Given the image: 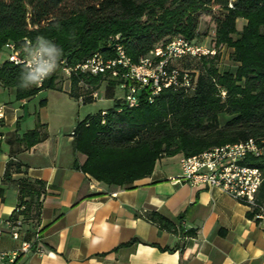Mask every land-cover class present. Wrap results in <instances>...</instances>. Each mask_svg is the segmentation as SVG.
<instances>
[{
    "label": "trees",
    "instance_id": "1",
    "mask_svg": "<svg viewBox=\"0 0 264 264\" xmlns=\"http://www.w3.org/2000/svg\"><path fill=\"white\" fill-rule=\"evenodd\" d=\"M214 7L220 11L211 47L215 53H186L170 63V67L188 72L192 87L162 88L152 102L141 98L133 107L118 98L105 113L86 114L73 129V148L85 155L78 167L98 181L131 188L134 181L149 175L163 156H189L248 138L259 144L264 141V0H0V50L8 41L24 44L25 39L34 42L43 35L63 48L61 60L67 67L94 54L103 61L116 59L117 46L136 63L177 37L197 43L198 14ZM238 19L244 21L241 28ZM73 31L74 39L70 38ZM222 46L231 49L230 57L237 63L234 71L218 66ZM22 67L7 61L0 65V82L14 88L16 99L43 89H62L55 83V74L39 87L20 89ZM107 77L71 72L67 93L77 100L85 94L81 102L90 101L86 86L96 88L104 79L103 94L113 98L117 79ZM44 101L41 99L40 105ZM220 114L228 116L223 123ZM41 126L37 122L20 137L9 138L14 144L11 152L43 140L46 133ZM247 162L262 173L255 203L264 206V155H249ZM21 166L18 160H8L4 180H10L11 172H24ZM15 183L16 207L22 208H15L11 218L22 215L31 230L39 216L45 183L27 176ZM256 210L253 207L248 215L253 217ZM144 216L167 231H175L174 222L157 211Z\"/></svg>",
    "mask_w": 264,
    "mask_h": 264
},
{
    "label": "crops",
    "instance_id": "2",
    "mask_svg": "<svg viewBox=\"0 0 264 264\" xmlns=\"http://www.w3.org/2000/svg\"><path fill=\"white\" fill-rule=\"evenodd\" d=\"M4 59L2 51L0 65ZM68 86L69 81L56 89L64 106L77 100L68 95ZM41 91L16 99L14 88L0 82V264H9L33 231H38L41 252L33 247L19 254L16 264H264V220L249 216L252 208L217 188L172 181L180 173L179 156L166 167L160 158L131 188L106 184L82 171L78 165L85 155L73 148L71 132L83 117L71 127V116L59 112L51 125L44 112L46 98L43 105L28 106ZM37 122L46 137L12 153L9 138L20 137ZM11 158L24 172H11L10 180H4ZM21 176L42 180L45 189L36 226L29 230L25 223L20 237L13 238L8 224L18 204L15 181ZM150 211L173 221L175 231L146 219Z\"/></svg>",
    "mask_w": 264,
    "mask_h": 264
},
{
    "label": "built area",
    "instance_id": "3",
    "mask_svg": "<svg viewBox=\"0 0 264 264\" xmlns=\"http://www.w3.org/2000/svg\"><path fill=\"white\" fill-rule=\"evenodd\" d=\"M28 39H25V42ZM22 45L13 41L6 42L0 53H5L4 61L22 65L25 59ZM118 57L103 61L98 54H94L83 62L73 67L63 65L61 69L70 76L71 72L81 71L91 75L105 74L107 78H116L115 87L120 89V98L127 107L136 106L141 98L152 102L154 97L165 87H192L193 81L187 71L181 72L176 67H170L172 60L183 54L201 55L213 54V48H206L184 38L177 37L163 46H157L147 55L141 57L138 62L132 63L125 56L120 46H117ZM181 75V79H179ZM45 82V81H44ZM43 82V83H44ZM106 80H101L94 88L86 86L87 95L93 100L100 98V87ZM224 93V92H223ZM85 94L78 96L81 102ZM118 111L121 108L117 109ZM102 110V113H105ZM73 134V131L71 132ZM249 155H264V141L259 144L252 138L233 143L217 145L199 153L185 156L180 155L178 162L180 173L171 177L174 182H187L192 186L201 188H217L232 196L239 202L256 208L254 217L264 220V206L255 203V195L262 180V173L258 167L247 162ZM22 207H16L20 210ZM26 222L22 215L9 220L10 234L13 238H19L21 230ZM38 231H34L33 237L20 242L19 248L14 251L9 264H16L15 259L21 253L32 251L41 252L40 245L36 242Z\"/></svg>",
    "mask_w": 264,
    "mask_h": 264
},
{
    "label": "rangeland",
    "instance_id": "4",
    "mask_svg": "<svg viewBox=\"0 0 264 264\" xmlns=\"http://www.w3.org/2000/svg\"><path fill=\"white\" fill-rule=\"evenodd\" d=\"M219 13H220L219 9L214 7L209 11L204 10L198 14L197 29L199 32V40L197 44L206 48L212 47L214 30H215V20L216 17L219 15ZM243 23L244 21L242 19H238L237 27L241 28ZM230 51L231 49L227 48L226 46H222L220 49L218 66L221 70L234 71L236 68L237 63L231 59ZM54 74L56 76L55 77L56 85L67 87L69 81L68 75L61 68H59L57 72H55ZM59 95L60 93L56 89L42 90L30 101L28 106L31 107L33 104L38 105L41 99L46 98V110L44 112L49 118L51 125L54 124V122H56L59 119V112L66 111L67 112L66 114L71 116V121H73L71 127H73L76 123L77 118L84 117L88 113H96L98 111H102L104 109L112 107L114 105V102L117 101L118 97L121 96V91L120 89L115 87L113 98L105 97L103 95L100 96V98H96L84 103L75 100L71 104V106L68 105L64 106L62 103H60L58 97ZM227 118L228 116L226 114H220L219 115L220 123H223ZM62 124H64V122H62ZM70 128H66L65 131H69ZM163 157L164 159L162 160V166L166 167L172 163H175V161L178 158V155L163 156Z\"/></svg>",
    "mask_w": 264,
    "mask_h": 264
},
{
    "label": "clouds",
    "instance_id": "5",
    "mask_svg": "<svg viewBox=\"0 0 264 264\" xmlns=\"http://www.w3.org/2000/svg\"><path fill=\"white\" fill-rule=\"evenodd\" d=\"M70 38H75L74 31ZM22 51L25 59L22 61L23 67L18 77L20 89L41 86L61 66L63 48L43 35H38L34 42L26 41L22 45Z\"/></svg>",
    "mask_w": 264,
    "mask_h": 264
}]
</instances>
